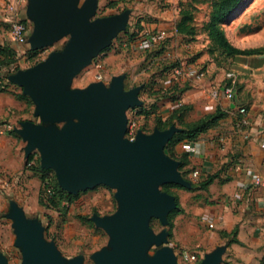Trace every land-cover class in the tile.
Masks as SVG:
<instances>
[{
    "label": "water",
    "instance_id": "95a60500",
    "mask_svg": "<svg viewBox=\"0 0 264 264\" xmlns=\"http://www.w3.org/2000/svg\"><path fill=\"white\" fill-rule=\"evenodd\" d=\"M29 0L27 16L34 24L31 43L35 49L54 45L70 36L61 53L45 62L10 75L35 105L42 124L26 121L16 132L26 142L25 157L34 151L41 166L53 169L59 186L78 195L105 185L117 189L118 211L94 216L96 226L110 236L109 248L93 255L95 264H178L168 246V230L156 234L152 219L169 225L178 208L176 197L162 191L164 185L192 189L180 171L181 162L166 154V146L181 129L157 128L152 134L138 131L134 141L126 137L128 111L143 105L140 87L125 89V75L108 86L95 82L71 90L74 79L126 29L128 13L95 18L99 0ZM264 57V56H263ZM58 124H62L58 128ZM17 235L15 246L22 264H82L67 262L54 242L44 238V227L15 206L11 214ZM161 247L150 257L152 246ZM225 247L207 253L200 264H222ZM0 264H9L0 253Z\"/></svg>",
    "mask_w": 264,
    "mask_h": 264
},
{
    "label": "rangeland",
    "instance_id": "374dc122",
    "mask_svg": "<svg viewBox=\"0 0 264 264\" xmlns=\"http://www.w3.org/2000/svg\"><path fill=\"white\" fill-rule=\"evenodd\" d=\"M84 1L80 0L79 6ZM153 1L111 0L108 3L102 1L95 18L127 12V27L115 37L107 49L76 76L71 86V90L85 89L95 82H104L109 86L114 77L125 75V89L140 87V99L143 102L141 107L128 111V126L134 124L135 132L142 130L147 134H152L159 128L158 118L163 117L167 120L174 111V102L170 101L157 110L151 108L162 96L158 93L169 91L171 95H181L182 100L185 93L195 84L193 79L187 77L186 69L198 68L205 71L209 56L216 58L221 66L227 63V57L209 43L205 32L213 3L217 0H178L180 14L176 27L174 24L173 27L168 25L169 20L163 21L161 16L158 17L159 13ZM11 3L17 7V19L27 27L28 38L25 43L17 42L11 35V25L7 21L6 12L7 5ZM28 6L29 0H5L4 6L0 8V39L4 43H15L17 48L15 51L11 45H7L16 55L9 64L0 69V106L6 107V112L0 115V133L16 137L19 146L23 148L24 156L26 142L16 129L22 128L21 124L26 121L36 124H42V121L35 117V105L28 96L25 95L31 103L26 99L12 104L6 99L7 97L4 96L6 93L23 94V88L12 83L9 76L45 62L53 53L63 52L70 42L68 36L47 48L35 49L31 43L34 24L27 16ZM166 8L168 6L163 7L162 12ZM181 8L189 11L191 18L189 25L194 30L193 36L178 32V24L183 18ZM166 16L174 20L173 13ZM223 29L231 43L240 49L263 48L264 0H245L224 23ZM163 30L167 31L166 37L159 42L152 41L151 34ZM177 69L183 72L177 74ZM98 73L103 76L101 80L96 78ZM181 100L175 104L184 105L180 103ZM142 109L148 113H144ZM190 113V110H187L185 122L193 120ZM174 125L181 130L184 127L177 121ZM57 126L61 128L63 125ZM166 154L169 155L167 152ZM41 169H44L41 166V155L36 150L26 158L20 175L11 177L5 172H0V253L8 258L9 264L23 263L22 252L15 246L17 235L11 218L13 207L17 206L28 218L42 223L45 229L44 238L56 244L67 262L79 259L82 264H95L93 255L109 248L110 236L104 229L97 227L92 218L111 216L118 211L119 203L116 199L118 190L101 185L75 195L78 197L73 202L64 199L59 207L52 208L47 201L49 193L42 183ZM45 170L49 171L47 181L51 189H54L55 184H58L56 173L53 169ZM186 179L195 184V187L192 189L174 186L164 188L165 185L161 187L162 191L176 197L178 208L182 210L180 214L175 215L173 227L164 226L158 219H152L151 227L156 234L168 230V243L164 246L174 250L178 264H200L205 255L210 253L206 252L209 246L200 245V240L204 239L205 235L208 236L212 229L208 226V220L203 223L208 200L205 190L199 188V182L191 180L188 176ZM8 234V239L11 241L6 242ZM160 248L156 245L152 246L148 256H154ZM194 254L198 258L197 262L184 259V256Z\"/></svg>",
    "mask_w": 264,
    "mask_h": 264
},
{
    "label": "crops",
    "instance_id": "0c3cea01",
    "mask_svg": "<svg viewBox=\"0 0 264 264\" xmlns=\"http://www.w3.org/2000/svg\"><path fill=\"white\" fill-rule=\"evenodd\" d=\"M102 1L99 0V5ZM105 1L108 3L111 0ZM177 1H153L158 17L161 16L163 21L169 20L168 25L172 27L173 24L176 27L180 14ZM4 3L5 0H0V8ZM165 6L168 8L162 12ZM172 13L174 20L166 16ZM0 44L11 45L17 50L13 42L8 44L0 39ZM205 68V78L194 80V87L185 93L180 103L188 105L192 121L217 112L225 116L216 127L202 133L196 141L181 142L174 150L177 157L188 156V163L182 172H186L191 180L200 184L211 175L218 176L205 190L208 203L203 223L208 220V226L212 224L213 227L208 236L202 235L204 239L199 234L200 245L209 246L206 252L225 247L222 264H264V186L255 184L258 175L264 178V57L236 56L228 58L227 63L221 66L216 58L209 56ZM231 71L236 73L238 83L235 97L228 99L223 94V88L229 83L226 75ZM214 91H220L217 98L213 96ZM4 96L12 104L21 102L14 94L6 93ZM173 105L174 110L179 106ZM242 107L247 110L248 126L240 124L239 109ZM3 112H6V107L0 106V115ZM188 148L194 151L189 152ZM22 150L16 137L0 133V172L11 177L20 175L26 162ZM195 172H198L197 176H194ZM8 238L9 234L6 242L11 241Z\"/></svg>",
    "mask_w": 264,
    "mask_h": 264
},
{
    "label": "trees",
    "instance_id": "16d2710c",
    "mask_svg": "<svg viewBox=\"0 0 264 264\" xmlns=\"http://www.w3.org/2000/svg\"><path fill=\"white\" fill-rule=\"evenodd\" d=\"M245 0H217L213 3V9L210 14L209 21L205 25V32L209 37L211 45L215 47V49L221 51L227 59L233 58L236 56H254V55H262L264 54V47L263 48H251V49H240L234 46L229 38L225 30L223 29L224 23L228 21L232 17V15L239 9L242 3ZM183 6V4H182ZM181 14L183 18L178 24V32L179 33H186L187 35H194L193 28L189 25L190 17L189 11L183 10L181 8ZM36 53V51H35ZM16 53L7 45L0 44V69L2 66L9 64L14 58ZM161 94L162 96L157 100V103L154 104L151 108L153 110H157L158 108H162L166 102H179L181 100V95L175 96L171 95L169 91H161L158 95ZM19 100H29L25 95L22 93L16 95ZM30 102V100H29ZM31 103V102H30ZM190 110L189 107L182 105L178 106L173 112V114L165 121L162 118H158V127L160 129H167L170 126L174 125L177 121L184 125L181 132L177 133L173 139L168 143L166 146V152L173 158L178 159L181 162L180 171L182 175L186 178L187 173L182 172L183 167L188 163V156L186 154L182 156H178L175 153V146L184 141H196L202 133L209 131L210 129L216 127L219 122L224 118V114L221 112H217L212 115H208L200 120L185 122L184 117L187 112ZM142 111H144L142 109ZM144 113H148V111H144ZM43 173L42 176V183L44 188L49 193L48 203L50 207L57 208L61 205V202L66 199L68 202H73L77 199L78 196L72 195L64 191L59 187L56 183L54 189H51L50 183L47 181V174H49L48 170L41 169ZM217 174L211 175L205 180L201 182L199 188L201 190H207L208 187L214 182L217 178ZM179 187L181 189H185L179 185H165L164 188L168 187ZM195 187V184H193ZM179 205V203H178ZM182 212L181 208H177L169 215L170 220V228L173 227V219L175 215L180 214Z\"/></svg>",
    "mask_w": 264,
    "mask_h": 264
},
{
    "label": "built area",
    "instance_id": "2783aa9c",
    "mask_svg": "<svg viewBox=\"0 0 264 264\" xmlns=\"http://www.w3.org/2000/svg\"><path fill=\"white\" fill-rule=\"evenodd\" d=\"M6 12H7V21L9 22V24L11 25V35L12 37L19 43H25L27 38H28V30L26 25L19 19H17V7L15 4L11 3L8 4L6 7ZM151 39L154 42H159L160 40L164 39L166 37V32L164 31H158L157 33H153L151 34ZM183 72V70H176L177 74H181ZM186 75L187 77L195 80V81H202L205 76H206V72L202 69H198V68H188L186 69ZM96 78L98 80H101L103 78L102 74L98 73ZM226 78L229 80V83L227 85H225V87L223 88V94L226 98L228 99H233L235 97V90H236V86L238 83V77L236 75L235 72L231 71L228 72L226 75ZM220 95V91H214L213 92V96L214 98H217ZM239 113L241 115V120H240V124L243 126H248L249 125V121L246 117L247 115V110L245 107H242L239 109ZM138 132H135L134 130V124H131L130 126H128V132L126 137L129 138L131 141H134L136 138ZM189 152L194 151L193 148H188L187 149ZM262 167H264V144L262 146ZM198 172L194 173V176H197ZM255 184L259 185V186H264V178L261 175H258L255 179ZM210 227L212 228L213 225L210 224ZM184 259L186 261H190V262H197L198 258L197 256L194 255H186L184 256Z\"/></svg>",
    "mask_w": 264,
    "mask_h": 264
}]
</instances>
